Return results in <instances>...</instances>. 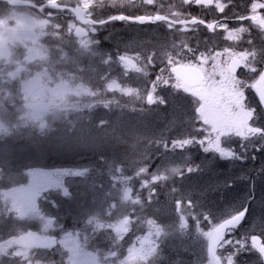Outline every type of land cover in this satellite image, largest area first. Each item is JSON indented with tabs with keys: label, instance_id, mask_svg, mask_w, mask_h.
<instances>
[{
	"label": "rangeland",
	"instance_id": "rangeland-1",
	"mask_svg": "<svg viewBox=\"0 0 264 264\" xmlns=\"http://www.w3.org/2000/svg\"><path fill=\"white\" fill-rule=\"evenodd\" d=\"M26 1H39V4L46 1L58 2L71 6V8L78 4L87 11L93 22L86 23L88 25L84 28L87 29L88 36L80 39L74 35L77 23L72 16V11L69 13L71 19L68 13L66 18L61 19V15H57L52 19L39 16L36 7L11 8L7 6V2L3 3L6 4V7L0 5V138L9 134L11 129H15L17 124L14 122L16 121L31 122L32 125L39 128L40 133H43L52 128L50 124L60 123L67 118L71 119L72 114L79 116L81 115L79 112L86 109L90 110V113L99 110L103 115L109 117L117 110L118 112L119 110L123 112L128 110L125 109L128 107L131 110L143 106L147 108L149 105L147 96L152 92L153 87L157 89V94L162 95L166 100V104L161 105L162 109L164 107L168 111L170 103L175 99L187 105L188 110L192 113L190 123H188L190 138L197 134L196 129L200 127L199 123L194 121L195 105L190 95L171 87L176 83L171 69L189 63L193 58L194 51L197 54L199 52L214 54L225 48L239 52L243 50L259 51L264 47V33H261L251 22L235 21L239 16L250 15L251 4L263 2L262 0H241V5L237 3L240 0H220L227 4L224 13H220L214 7L204 9L206 13H201L210 17V20L216 19L221 23H226L229 30L238 27L247 28L248 31L243 33L238 41L226 39V32L219 28L214 34L208 31L202 32L201 30L204 29L191 27L189 29H194L193 31L185 32L183 27L178 28L162 23L148 24L144 27L143 25L140 27L123 23L116 29L107 26L113 22L118 23L116 20L109 21L110 17H101V15H106L105 12L112 15L125 14L126 12H128L127 15L134 13L138 15L140 12H143L141 13L143 15H151L158 13V11H151L157 10V7L159 9V6L162 7V4L165 3H169L168 13L176 19L197 16L198 8L194 7L191 10L189 7L193 4H187L186 0H135L134 5L127 0ZM235 2L236 8L234 7ZM238 7L242 10H237ZM186 8L188 13H186ZM258 13L264 15V9H259ZM136 14L132 16H136ZM163 14H167V12ZM69 29L70 31H68ZM249 39L252 40V44L246 43ZM46 43H50V45ZM60 43L62 45L58 46ZM189 49L193 51H189ZM118 50L124 52L116 53L115 57L110 53L118 52ZM70 52L71 64L81 61L79 65L72 66L73 68L67 62ZM119 55L133 59L137 65L125 64L117 59ZM76 58L78 61H74ZM28 65H36L37 69L30 75H25ZM49 65L55 70L51 68L50 72ZM101 67L104 68L101 69ZM91 74L94 77L98 75V79L90 77ZM255 76H257L256 73H249L244 68L238 75L249 83ZM165 80L169 85L163 84ZM8 81H11L10 85L7 83ZM245 95L247 97L246 104L249 107L258 108V101L253 89L247 88ZM16 97L20 99V101L18 100L20 107L15 106L16 101L13 102ZM6 99L8 100L5 101ZM187 102H191L192 105ZM8 105L11 108L15 106L16 111L6 107ZM157 105L154 104L152 107ZM260 112L261 109L255 110L254 119L250 121L254 126L264 123V118L262 121L260 119ZM15 113L17 116L14 115ZM18 113H22L21 116L18 117ZM129 125L131 124L126 123L125 127ZM164 131L163 137L167 138L171 128L166 127ZM186 135L183 133L182 135H171V137L180 139V137L186 138ZM155 139L151 140L155 141ZM246 142L247 140H241L238 137H232L230 140L222 138V146L230 148L235 153L239 149L243 150L242 145ZM58 149L61 147L54 146L52 150L57 151ZM194 150L195 152H193ZM196 151L197 153L200 151L201 154H205L209 158L212 156L223 161L239 160L237 158L222 159L216 153H204L199 145H196V149H194V145L186 146L182 150L176 149L168 155L170 159L172 158V162L180 161L179 166L182 167L181 163L194 160ZM180 152L182 154H179ZM171 164L173 165L175 162ZM71 170L26 171L23 175L19 173L20 175L16 177L10 175L14 179L12 186H0V264H124L123 258L127 256V249L134 244L138 247V238L143 237L147 241L148 225L153 222L158 224L164 232L159 237L160 247L156 264H163L168 260L163 257L164 253H162L165 241H167L165 248L170 253L178 250L181 252L179 254L184 255L188 248L187 239L197 240L200 243V249L193 251L188 256V264L208 262L206 253L200 257L202 250L203 252L207 251V241L197 233L193 220L189 221L188 219L189 227L184 232L179 230V220L176 228L165 232L161 223L154 220V217L149 218L146 207H141V200L132 188L133 185L126 187V184L123 183L128 184L130 178L128 175H123L122 169L108 173L112 177L111 184L107 183L96 195L95 191L84 186L81 189H75L78 184L84 182L85 170L83 169L82 172ZM200 179L202 180V177ZM205 181L207 182V180ZM1 182L3 181L0 177ZM212 185L209 183L208 188L210 189ZM75 190H77V194L73 193ZM256 191L257 197L252 217L256 216L258 219L256 221L259 222L252 221V218L248 217L241 227L229 233L227 239H232L233 244L220 248L219 255L223 261L229 251L239 246L235 243L237 240L244 241L246 248L250 249V237L253 234L260 235L264 239V179L258 183ZM69 193L71 198L73 194L76 196L80 194L83 197H78L74 201L76 204L79 203L83 211L94 206H100L99 209L104 211L105 202L106 217L104 214L101 219L99 214L102 216V212H99V209H93L94 211H90L89 215L80 222L84 227L82 229L91 231L95 239H98L99 247H93V239L89 240L85 235H82V229L63 231L64 226L61 225L62 222L56 218L55 214L56 211L59 213L60 205L62 207L71 201V198H66ZM101 193H105L106 196L103 197L102 204ZM238 205V202L232 204L233 207ZM193 207L199 209L197 204H193ZM186 208L187 205L184 209ZM194 208L191 209L193 213L197 212L194 211ZM236 212L233 211L226 216L224 213L207 216V220L203 219L205 216H199L200 229L210 230L211 224L222 222L224 218L230 217ZM128 217H130L129 233L123 239H119L113 229L124 223ZM77 224L79 225V222ZM166 224L173 227L175 221L170 220L168 223L166 221ZM51 234H55L59 241L54 255L36 252L31 244L32 236ZM175 234L184 237L180 238V241L174 242L170 239ZM101 241L105 243L104 247H102ZM234 261L237 264H261L257 252L253 253L251 250L238 253L234 257Z\"/></svg>",
	"mask_w": 264,
	"mask_h": 264
},
{
	"label": "snow or ice",
	"instance_id": "snow-or-ice-1",
	"mask_svg": "<svg viewBox=\"0 0 264 264\" xmlns=\"http://www.w3.org/2000/svg\"><path fill=\"white\" fill-rule=\"evenodd\" d=\"M187 4H194L203 8L214 7L220 13H224L227 4L220 0H186ZM259 9H264V2H253L250 6V15L239 16V20H250L260 31L264 33V15L258 13ZM160 19V18H157ZM141 22H152L150 19H142ZM185 32L194 29H189L191 25H204L209 30L217 28L226 32V39L238 41L241 35L248 31L245 27H238L229 30L226 23L213 20L206 23L203 19L188 17L187 20L181 22ZM252 44V40L246 41ZM189 51H193L189 49ZM224 57V59H221ZM259 57V59H257ZM258 65H260L258 67ZM243 67L249 73H256L249 83L247 80L237 76V69ZM176 73V83L171 85L175 89L182 90L184 93L193 98L195 105L194 121L198 122L200 127L196 129L197 134L190 138L176 139L171 142V148L168 143H163L165 151H174L176 149H184L186 146L199 145L204 153H216L222 159H246V156H237V154L228 147L222 146V138L230 140L232 137H238L241 140H250V137H258L262 143L257 147V151L264 149V128L254 126L250 121L254 119L255 108L249 107L246 104L245 91L247 88H252L258 95L259 101L264 105V47L257 50L235 51L230 48H225L223 51H217L214 54L208 52L194 51L192 60L187 64H181L173 69ZM165 86L169 85L168 81L163 82ZM149 105H165L166 100L162 95L157 94V89L153 87L152 92L147 96ZM251 143V141H250ZM255 146V145H253ZM246 151L247 146L242 145ZM255 159V157H252ZM181 167L172 165L165 167L162 163L157 166V169L150 174L149 179H143L139 187L141 189L148 188V199L151 200L155 193L154 188L149 185L159 181L169 180L171 177H183L184 172L189 175L196 172L198 165L187 164ZM165 168V171H161ZM68 171V170H66ZM73 172H82L83 169H72ZM145 169H141L139 176L146 174ZM176 191L175 188L172 189ZM66 198H71L69 193ZM184 202L183 196L175 201V209L178 213L179 230L184 232L188 229V219L191 217L197 233L204 237L207 241L208 264H222V258L217 254L218 249L226 245H232V239H225L226 233H231L243 220L247 213V208L226 217L222 222L211 224L210 230L203 231L200 229V217L193 213V201L187 200V208L182 210L181 205ZM207 220L208 217H203ZM149 231L147 241L145 238H138L137 245H132L127 249V256L123 258L124 264H156L158 249L160 247L159 237L164 234L163 229L153 222L148 225ZM114 232L119 239L129 233L128 223H121L114 227ZM155 237V239H152ZM238 247L229 251L223 264H235L234 257L238 253L255 250L260 257L264 258V240L253 235L251 237V247L247 249L245 242L237 240L235 242Z\"/></svg>",
	"mask_w": 264,
	"mask_h": 264
},
{
	"label": "trees",
	"instance_id": "trees-1",
	"mask_svg": "<svg viewBox=\"0 0 264 264\" xmlns=\"http://www.w3.org/2000/svg\"><path fill=\"white\" fill-rule=\"evenodd\" d=\"M237 3L241 5V0ZM236 5L237 4L235 2L234 4L235 8H236ZM169 6H170L169 3H165L164 5L162 4V7L159 6V9L157 7V10H153L151 12H154V11H158V13L167 12V14L170 15L167 9V7ZM189 8L193 10L194 5L190 6ZM195 9H197V7H195ZM185 10H186V13L189 12L187 8ZM199 10L200 9L198 8V10L196 11L197 16L205 20L211 19L210 17H206L202 15L201 14L202 12H199ZM237 10H242V9H239L238 7ZM105 13L106 15L105 14L101 15V17L112 16V14H107V12ZM121 25L122 23L113 22V23L108 24L107 26L118 29L119 27H121ZM112 43L113 45H115L114 42ZM46 44L50 45V43H46ZM60 45L62 44L60 43L58 46ZM112 48L113 46L111 47V49ZM123 52L124 51L122 50H118V52L116 51V52H110V53H112V55L115 57L116 53H123ZM74 61H78V58H76ZM67 62L68 64L71 65V67L72 66L75 67L76 65H79L81 61H79V63L72 62L71 64V52H70V55L67 58ZM49 66H50L49 71L51 72V70L54 67H51V65ZM102 68L104 67H101V69ZM36 69H37L36 65H33V66L28 65V69L25 71L24 74L30 75ZM90 77H94V76L92 75ZM98 77L99 76L96 75L94 79H98ZM7 83L10 85L11 81H8ZM7 100L8 99H6L5 101ZM18 100L20 101V99L16 97V99L13 102L16 101L17 104L15 106L20 107V103ZM15 106L11 108V106L8 105L6 107H10L13 111H16ZM257 107L258 108H255V110L259 111L261 109L260 119L262 121L264 118V111L262 110L259 102H257ZM125 109H128V110L124 112L120 110L118 112L117 110L114 113H112L109 117H106V115H103L99 110L93 113L91 112L92 113L91 114L90 110L86 109L85 111L79 112V114H81L79 116H77L76 114L75 115L72 114L71 119L67 118L65 120H62L60 123L50 124L51 126L50 125L49 126L52 128L47 131H44L43 133H40L39 128L35 127V125H32L31 122L24 121V120H21L19 122L17 121L14 122L17 124L15 126V129H11L9 134L0 138V177L2 178V181H3L0 183V186L2 185L12 186L14 179L10 177V175H13V176L15 175L16 177L17 175H20V174L23 175V173L26 171H32V170H45L46 171V170H56V169H84L85 170V175L83 176L84 182L78 184L77 187H75V189L78 190L84 186L87 189L95 191L94 194L96 195L98 192H101L100 191L101 188H104V186L107 183L111 184V180H112V177L110 175L100 174L99 165H100L101 158L104 156H107V153H104L105 150H107V152H109L110 154H112V152L113 153L121 152L122 155H125L122 160L132 157L133 160L129 158L130 162L128 163L129 165L132 162V165H131L132 170L130 169L128 170L136 171L138 167H140L141 165H145L147 162H149L151 158L156 159L157 164H158V162L162 158H164L165 156L171 153V151H165V150L158 149L156 147L158 146V144L152 141L151 139L156 138L155 141H159L162 143H165V142L168 143L171 135H182L183 133H186L187 134L186 138H189L188 131H190V126L188 123H190V120L186 121V123H177V129L179 130V126H180V129H181L180 132L179 131L177 132L176 130H172L173 126H171L172 128H171L170 134L168 133L167 138L163 137L164 130L162 131L161 134L159 133L158 135H154V134L151 135L147 131L140 130L138 127L136 128L137 129L136 133L132 132L126 135L124 134V132H128V130L125 129L126 128L125 124L126 123L129 124L128 116L133 117L136 115V118H135L136 121L145 120L146 118L149 117L148 115L149 108L146 111L143 108H138V109H142V111H135V109L131 110L129 107ZM149 111L151 114H153L151 110ZM131 113L133 114L129 115ZM18 114H19L18 115L19 117L21 116L22 113H18ZM191 114L192 113L188 111V115L190 116ZM14 115L17 116L16 113ZM156 120L161 121L158 118ZM263 124L264 123L258 126L262 127L264 126ZM133 134H135L136 136L134 135L133 137L132 136ZM89 137H90V141L93 144L96 141L98 142L100 141V143L97 144L100 146L98 149L99 151L97 152V154H95V156H92V157H89L88 155L89 153L84 152L82 150V148H84V146L87 143L81 146H77L76 144H74V140H80L81 144H83L82 142H87L86 139ZM93 138H95L94 141L92 140ZM180 139H183V137H180ZM261 143L262 141L258 137H250V140H247V142L244 144L245 146H247V150L245 151L244 149L243 150L239 149L236 151L237 156H246L247 158L239 159L238 161H233V162H231L230 160L223 161L219 159L220 162L218 163L222 165L221 170H226L228 166L231 168H234L235 165H244L246 168H249L250 165L253 164L251 165V167H260V166L262 167L264 165V149L257 151V147H259ZM54 146L61 147V149H58L57 151L52 150ZM169 148H171L170 144H169ZM194 149H196L195 144H194ZM193 152H195V150ZM253 156L255 157V159L252 158ZM19 157L21 158L18 159ZM193 158L194 160L192 159L190 162H194L197 165L203 164V162H206V161H209L210 164H213L212 161H216L217 159V158H213L212 156L211 158H209L205 154H201L200 151L199 153H197L196 151V154L194 155ZM255 163L261 164V165L257 166V164ZM111 168H115V165H113ZM153 171L155 170L153 168H150V170H148V173H147L148 176ZM130 174H133V175H128V176L135 177L136 175L132 172ZM159 182H162L161 184L163 186L162 189H166V191L159 193L156 190L155 192L157 193H154L152 195L151 200L148 199V195H149L148 188H143V189L136 188L134 190H135V193L139 195V198L141 200L140 204H142L141 207L143 206L146 207V211L149 214V218L154 217V220L158 221L164 226L165 232L167 231L170 232L172 228L177 227L178 213L176 212L175 206L169 205L170 200L165 199V194H167V192L170 191V187L168 186L167 182L166 181H159ZM149 187L153 188V184L150 183ZM77 190H75V192L73 193L75 194ZM74 194L71 198V201L67 202L62 207L60 205L59 213L56 211V214H55L56 218L62 222L61 225L64 226L63 231H73L78 228L79 230L84 228L83 226H81L80 222L85 219V216L89 215L90 211L92 212L94 210H98L100 207V206H94V207H90V209L87 211H83L79 203L76 204L74 202L76 198L82 197V196L80 194L77 196ZM100 198H101V204H102L103 197L101 196ZM154 199H157V200H154ZM219 199H221V196H219L218 200ZM183 200L184 202L181 205L182 210H184V207L187 205V199L183 198ZM193 204H197V208H199V209H195L193 207L194 211L195 210L197 211L195 213L198 216H199V212L200 213L202 212L203 216H205L203 212H207L209 216H212L211 214H214L211 209L204 208L202 205H200L197 199L193 201ZM173 205H175V201ZM105 206L106 204L104 202V206H103L104 211H101V208L99 209L100 210L99 212H102V216L101 214H99L101 219H103L104 214L106 217L107 210L105 209ZM170 220L175 221V225L173 227L167 226L166 224V221L168 223ZM189 221H191V217H189ZM78 222H79V225L77 224ZM51 235L56 236L55 234H51ZM82 235H85L89 240L93 239L92 241V243L94 242L93 247L95 246L99 247L98 239H95L91 231L82 229ZM166 242L167 241H165L163 245L164 247H163L162 253H164L163 257H166L169 259L172 257V255L176 256V254L175 252L170 253L169 250L165 248ZM101 245L102 247H104L105 243H102L101 241ZM251 251L253 253L255 252L254 250H251ZM54 252L46 253V254L47 255L49 254L51 256V255H54Z\"/></svg>",
	"mask_w": 264,
	"mask_h": 264
},
{
	"label": "bare ground",
	"instance_id": "bare-ground-1",
	"mask_svg": "<svg viewBox=\"0 0 264 264\" xmlns=\"http://www.w3.org/2000/svg\"><path fill=\"white\" fill-rule=\"evenodd\" d=\"M172 101L173 102L170 103V107L168 111L164 107L162 109L161 105H157L155 107H152L153 105H147V108L146 106H143L142 108L145 111L149 108L148 109L149 117L146 118L145 120L136 121L135 120L136 115L133 117L128 116L129 117L128 122L131 125L125 128L126 130H128V132H124V134L127 135L128 133H132V132L136 133L137 127L142 131H147L151 135L153 134L158 135L159 133L161 134L166 127L172 128L171 126H173L172 130H176L177 132L178 131L180 132L181 129L180 126H179V130L177 129V123H186V121L190 120V116L188 115L189 110L187 105L182 101L178 102L176 99L175 101L174 100ZM189 104L192 105L191 102ZM160 109L162 110L158 111ZM149 110H151L153 114H151ZM135 111H142V109L135 108ZM132 114L133 113L129 115ZM157 118L160 119L161 121L156 120ZM164 122L167 124H165ZM94 139L95 138H93L92 140L94 141ZM173 140H175V137L174 139L170 137L168 141V144H170V146ZM86 141L87 142H82L83 144H81L80 140H74V144H76L77 146H81L87 143L84 146V148H82V150L84 152L89 153L88 154L89 157L95 156V154H97V152L99 151L98 149L100 146L97 144H99L100 141L99 142L96 141L93 144L90 141V137L87 138ZM154 142L158 144L159 147L156 146L158 149L164 150L162 146L163 145L162 142L159 141H154ZM104 153H107V156L102 157L100 161L99 168L101 175H107L110 172L114 173L116 172V170L122 169L123 171L121 172L123 173V175H133L130 174L132 172L136 174L135 176H139V172L141 169H145L146 172H148L150 168L156 170L157 166L161 165L162 163L165 165V167H170L172 165L171 163L174 162L175 164L173 165L180 164V161L172 162V158L170 159L168 155L162 158L158 162V164L156 159L151 158L149 160V162L151 163L147 162L145 165H141L140 167L137 168L136 171L135 170L129 171L128 169L132 170L131 169L132 162L128 165V163L130 162L129 158L133 160L132 157L122 160L125 155H122L121 152H115V153L112 152V154H110L109 152H107V150H105ZM179 154L182 153L180 152ZM185 162L181 163L182 167L186 166ZM218 162H220L219 158H217L216 161H212L213 164H210L209 161L203 162V164L198 165L199 166L198 170L190 175L187 172H184L183 177H171L169 180H166L168 186L170 187V191H168L167 194H165V199L170 200L169 205L175 206L173 205L174 201H176L178 198L183 196V198H186L187 200L189 198L193 201L197 199L200 205H202L204 208H208L213 211L214 214H211L212 216L223 213L226 216L228 213H232L233 211L238 212V211H242L244 208H247L245 219L251 217L252 221L254 220L255 222H259L256 221L258 220L256 216L252 217V211L254 210L253 209L254 203L257 197L256 188L258 186V183L264 179V165L261 167L260 166L261 164L255 163L257 164V166L260 167H251V165H253L251 164L249 168H246L244 165H235L234 168L228 166L226 170H221L222 165ZM187 164L197 165L194 162H187ZM113 165H115V168H111ZM160 170L163 172L165 171V168H161ZM147 175L148 174L146 175L143 174L141 177L128 176L130 178L128 182L129 181L130 182L128 184L126 182L123 183L126 184V187H130L131 185H133L132 188L140 189L139 184L143 179L150 180V175L149 176ZM200 177H202V180L200 179ZM205 180H207V182ZM209 183L213 184L210 187V189L208 188ZM161 184L162 182H156L155 185L153 184V188L155 189V191L157 190L159 193L166 191V189H162L163 186ZM173 188L176 189L175 192L172 191ZM100 196L106 197L105 193L104 194L101 193ZM219 196H221V199L218 200ZM235 202H238L239 205L233 207L232 204ZM203 213L205 214V216H209L207 212H203ZM199 214H200L199 216L203 217L202 212ZM239 227L241 226L238 225L236 229H238ZM251 237H250V244H251ZM180 238H182V236L180 235L178 236L175 234V236L170 240H174L175 242L177 240L180 241ZM187 247H188L186 248L187 251H185L184 255L179 254L181 252L176 250L175 251L176 256L173 255L174 257L173 258L171 257L172 260H170L171 258H169L166 262H163V264H188V260H187L188 256H190V254H192L193 251L200 249V243L197 240L192 241L187 239ZM204 253H206V256L208 257L207 251L203 252V250L202 252H200V257L203 256ZM217 254L219 255V251H217ZM205 264H208V262Z\"/></svg>",
	"mask_w": 264,
	"mask_h": 264
},
{
	"label": "water",
	"instance_id": "water-1",
	"mask_svg": "<svg viewBox=\"0 0 264 264\" xmlns=\"http://www.w3.org/2000/svg\"><path fill=\"white\" fill-rule=\"evenodd\" d=\"M12 5L14 6H23V5H28V6H33L30 2H26V1H19V0H13L10 2ZM51 6H57L56 4H51ZM74 14L76 16V18L82 23V24H86L88 21H90L91 19H86L85 18V11L83 10L82 7L80 6H76L74 9ZM145 18H148L150 19L151 21H156V22H161V21H166V22H170V23H173L175 25H182L181 22L182 21H179V22H175L173 20H171L170 18H167V17H164V16H160V15H157V16H154V17H147V16H141V17H137V18H130V17H127V16H118L116 17L117 20L119 21H122V20H129V21H138L139 23L141 24H145V23H149V22H141L142 19H145ZM157 18H160V19H157ZM213 31V30H212ZM75 34L78 36V37H85L86 36V32L85 30L82 28V27H78L76 29V32ZM124 61L126 62H129V60L127 59H123ZM178 67V66H177ZM177 67H174L173 69L177 68ZM242 68V67H241ZM241 68H238L237 69V73L239 72V70ZM172 69V72L174 73V75L176 76V73L175 71ZM258 96V95H257ZM259 99V98H258ZM262 105V104H261ZM262 107L264 108V105H262ZM245 218V216H244ZM243 218V219H244ZM243 221V220H242ZM241 221V222H242ZM128 223V220L126 221ZM240 222V223H241ZM227 234V233H226ZM226 234H225V239H226ZM32 243H33V246L37 249H49V250H52L53 248H55L57 246V239L56 238H46V239H42L41 237L39 236H35L33 239H32ZM263 259V264H264V258ZM223 264V263H222Z\"/></svg>",
	"mask_w": 264,
	"mask_h": 264
},
{
	"label": "flooded vegetation",
	"instance_id": "flooded-vegetation-1",
	"mask_svg": "<svg viewBox=\"0 0 264 264\" xmlns=\"http://www.w3.org/2000/svg\"><path fill=\"white\" fill-rule=\"evenodd\" d=\"M7 0H0V5H2L3 7H6L5 5L6 4H3V3H6ZM41 8H40V12L48 17V18H52L54 19V16H57V15H61V19H63V17L65 16V11L69 9H66L65 5H63L61 8L59 9H56L55 11L54 10H51L50 6L48 5V2L47 3H43L42 5H40ZM39 6V7H40ZM52 12V14H50ZM55 12V13H54ZM64 15V16H63ZM70 31V29L68 30Z\"/></svg>",
	"mask_w": 264,
	"mask_h": 264
}]
</instances>
